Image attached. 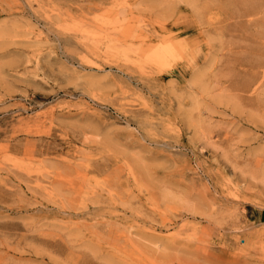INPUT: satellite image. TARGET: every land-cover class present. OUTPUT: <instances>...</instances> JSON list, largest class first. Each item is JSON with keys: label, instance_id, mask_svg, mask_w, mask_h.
I'll use <instances>...</instances> for the list:
<instances>
[{"label": "rangeland", "instance_id": "rangeland-1", "mask_svg": "<svg viewBox=\"0 0 264 264\" xmlns=\"http://www.w3.org/2000/svg\"><path fill=\"white\" fill-rule=\"evenodd\" d=\"M245 2L0 0V264H264Z\"/></svg>", "mask_w": 264, "mask_h": 264}, {"label": "crops", "instance_id": "crops-1", "mask_svg": "<svg viewBox=\"0 0 264 264\" xmlns=\"http://www.w3.org/2000/svg\"><path fill=\"white\" fill-rule=\"evenodd\" d=\"M257 215L260 219H264V209H260L258 212H257Z\"/></svg>", "mask_w": 264, "mask_h": 264}, {"label": "bare ground", "instance_id": "bare-ground-1", "mask_svg": "<svg viewBox=\"0 0 264 264\" xmlns=\"http://www.w3.org/2000/svg\"><path fill=\"white\" fill-rule=\"evenodd\" d=\"M246 0H244V2H245ZM243 2V1H242ZM246 3V2H245ZM254 3V2H253ZM249 6V5H248ZM243 9H245V8H243ZM246 11V10H245Z\"/></svg>", "mask_w": 264, "mask_h": 264}]
</instances>
